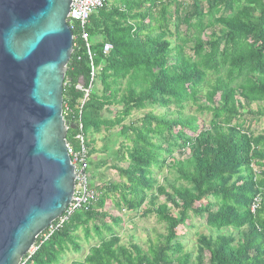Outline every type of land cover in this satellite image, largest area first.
<instances>
[{"label":"trees","instance_id":"16d2710c","mask_svg":"<svg viewBox=\"0 0 264 264\" xmlns=\"http://www.w3.org/2000/svg\"><path fill=\"white\" fill-rule=\"evenodd\" d=\"M175 1L108 0L87 26L94 56L90 58L83 41H74L63 89L68 143L78 148L74 138L81 125L91 158L94 135L119 128L126 143L116 156L128 166L113 167L124 183L101 188L90 210L76 212L49 240L38 239L36 251L24 263H64L68 254L82 252L77 235L82 230L86 242L92 240V231L98 239L83 264H264V197L257 214L250 211L264 191V130L253 132L242 119L244 112L264 117V106L256 112L251 107L264 105V0L179 4L174 35L168 17ZM181 24L194 32L190 56L185 54L186 40L179 44L168 38L181 39ZM215 26L220 30L203 41ZM106 44L113 49L104 55ZM91 82L82 104L85 93L77 87L86 90ZM188 104L198 113L211 114L208 127L199 128L196 117L169 119L152 112L137 125H125L147 105L182 112ZM112 114L113 119L105 116ZM174 149L181 157L186 152L191 157L172 161L179 185L160 186L154 171L163 169ZM112 195L118 208L130 212L150 203L153 210L144 215L156 213L167 223L164 241L147 252L138 245L123 246L115 232L120 219L104 210ZM158 197L166 203L155 209ZM203 216L209 229H232L237 236L201 235L193 255L184 251L179 231L193 217Z\"/></svg>","mask_w":264,"mask_h":264},{"label":"water","instance_id":"95a60500","mask_svg":"<svg viewBox=\"0 0 264 264\" xmlns=\"http://www.w3.org/2000/svg\"><path fill=\"white\" fill-rule=\"evenodd\" d=\"M73 0H0V264H21L75 191L63 89Z\"/></svg>","mask_w":264,"mask_h":264},{"label":"rangeland","instance_id":"374dc122","mask_svg":"<svg viewBox=\"0 0 264 264\" xmlns=\"http://www.w3.org/2000/svg\"><path fill=\"white\" fill-rule=\"evenodd\" d=\"M168 0H163L165 2ZM170 1V0H169ZM112 2V1H111ZM176 3H171V7L169 9L170 15L168 17L170 24V32L172 34H176V20L178 19L176 15V10L178 5H188L192 2V0H176ZM111 5V3H110ZM109 5V6H110ZM179 18L183 19V14L179 15ZM220 30V26H215L212 29L207 30L202 36L203 41L209 38L212 32H218ZM180 36V40L173 37H168L172 42H176L179 44H183L185 47V54L190 56V50L194 46V32L189 31L186 25L181 24L179 27V32L177 33ZM93 41L91 40V43ZM126 86L124 85V88ZM98 89V91H97ZM96 91H100V86L97 85ZM209 88H205V92ZM262 104H254L252 105V111L256 112L259 109L263 108ZM153 113L155 115H166L169 119H178V118H197V124L199 128L208 127L211 121V114L198 113L195 106L188 104L186 109L182 112L178 111L175 107H171L168 110H164L158 107H152L147 105L144 111L134 112L131 117H129L125 121V125L129 126L131 124L137 125L140 122L142 117L146 113ZM108 118L113 119L115 117L112 115H105ZM242 119L246 121V126L250 128L253 132L261 133L264 130V117H255L250 115L249 113L244 112L242 115ZM240 123V122H239ZM96 140L95 155L93 156V167H90V173L92 174V185L96 187L97 192L101 191V188L106 186L107 184L120 185L124 183L118 172L113 167H121L125 168L128 166L127 162H122L119 157L116 156L117 152L121 148L123 143H126L124 138H121L119 134V128L111 130L110 132L103 131L99 135H94ZM166 148V147H165ZM177 151V149L173 150L172 156L165 157L166 164L162 170H155V179L157 180L158 185L169 186L173 184L179 185L176 182L177 174L175 170L172 168L173 160H187L191 157L190 152H186L181 157V152ZM91 161L89 162L90 165ZM170 192V188H168ZM99 194V193H98ZM155 196V195H154ZM114 196L112 195L105 207V211L114 216L115 218L120 219V223L118 226H115V232L119 235L121 239V244L127 248H130L132 245H138L144 252H147L152 246L158 245L164 241V237L167 235V223L165 221H161L156 213L145 214L144 213L151 209L150 203L146 202V204L137 212H130L124 208H118L113 202ZM155 209L162 207L165 205V198L158 197L155 199ZM167 210L170 214H176L175 209L167 205ZM153 210V208L151 209ZM109 223V220H108ZM180 239L179 242L183 244L184 251L196 254L197 251V243L198 239L201 235H205L207 237H217V236H229L235 235L237 233L234 230L224 229L221 231L211 230L206 226L205 216L203 217H193L189 224L180 229ZM80 238V243L82 245V252L79 254H70L69 259L62 264H72L76 263H84L86 256L90 252V248L96 244H98V239L95 238L94 232H91V241H85L84 232L81 230L77 234ZM106 235V234H105ZM107 236V235H106ZM108 237V236H107ZM71 260V261H70ZM74 260V261H73ZM207 260V257H206Z\"/></svg>","mask_w":264,"mask_h":264},{"label":"built area","instance_id":"2783aa9c","mask_svg":"<svg viewBox=\"0 0 264 264\" xmlns=\"http://www.w3.org/2000/svg\"><path fill=\"white\" fill-rule=\"evenodd\" d=\"M108 5V0H73L71 11L67 20L73 30H76L77 36L74 39H79L83 41L87 49L90 58L94 56L90 51V34L87 31V26L91 16L103 10ZM75 25V26H74ZM112 46L106 44L103 47V54L107 55L112 51ZM95 77V69L92 67V78ZM93 84L88 89L83 90V88L77 87V89L85 93L84 104L90 95ZM79 133L75 136L74 141L78 143V148L74 147L72 144H67L68 155L71 158V163L74 166L76 174V185L71 204L68 206L63 215L55 221L40 237V242H45L50 239V237L59 232L75 215L76 212L80 210H90L98 201V193L96 187H94L90 182V156L89 148L87 146L86 138L82 133V126L79 125ZM264 197V192L258 195L252 202L250 206V211L253 215L257 214L262 199ZM36 251V245L31 250L30 254ZM21 264L24 263V260Z\"/></svg>","mask_w":264,"mask_h":264},{"label":"crops","instance_id":"0c3cea01","mask_svg":"<svg viewBox=\"0 0 264 264\" xmlns=\"http://www.w3.org/2000/svg\"><path fill=\"white\" fill-rule=\"evenodd\" d=\"M95 145H96V140H95V144H93V149H94V147H95ZM95 150V149H94ZM95 154H93L92 156H91V158H90V161H91V163H90V167H91V169H92V167H93V162H92V160H93V156H94ZM91 176H92V174H91ZM69 255L70 254H68V256H67V259H69ZM71 261V260H70ZM74 261V260H73ZM65 262V261H64ZM74 263V262H73Z\"/></svg>","mask_w":264,"mask_h":264},{"label":"bare ground","instance_id":"6f19581e","mask_svg":"<svg viewBox=\"0 0 264 264\" xmlns=\"http://www.w3.org/2000/svg\"><path fill=\"white\" fill-rule=\"evenodd\" d=\"M107 6H108V5H107ZM107 6H106V7H107ZM106 7H105V8H106ZM105 8H104V9H105ZM104 9H103V10H104ZM67 23H70V22L67 20ZM70 24H71V23H70ZM68 25H69V24H68ZM69 26H70V25H69ZM74 26H75V25H74ZM70 28H71V26H70ZM71 30H72V32H73V29H72V28H71ZM74 37H75V36L73 35V40L75 41ZM73 49H74V42H73ZM109 53H110V52H109ZM109 53H108V54H109ZM63 114H64V108H63ZM64 115H66V114H64ZM64 118H65V117H64ZM65 121H66V120H65ZM67 126H68V125H67ZM68 129H69V127H68ZM67 142H68V141H67ZM90 177H91V173H90ZM90 182H91V181H90ZM91 184H92V183H91ZM263 192H264V191H263Z\"/></svg>","mask_w":264,"mask_h":264}]
</instances>
